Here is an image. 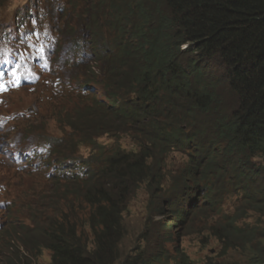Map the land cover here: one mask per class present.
Wrapping results in <instances>:
<instances>
[{
	"label": "trees",
	"instance_id": "16d2710c",
	"mask_svg": "<svg viewBox=\"0 0 264 264\" xmlns=\"http://www.w3.org/2000/svg\"><path fill=\"white\" fill-rule=\"evenodd\" d=\"M139 1L140 3L150 1L155 6V9L148 10L146 14L150 19L148 25L153 31L152 36L145 35L135 47L138 64L136 74L142 85L141 97L153 96L156 100L161 99L169 87L175 98H181L182 102L189 103V98L194 100L198 97L196 102L210 110L212 101L217 100L212 97L211 92L217 87L227 88L231 79L235 91L229 90V96L237 94L238 98L242 99V111L236 114L233 123L229 119L224 122L221 119L226 117L219 116L222 101H215L217 105L214 114L219 117L215 120L218 136L230 129L231 133L228 137L236 139V128L240 132L249 129L251 132L262 134L264 130V0ZM157 16L159 17L156 18ZM186 42L194 44L200 53L199 59H205L208 55L224 65L223 74L212 66H206L201 70L210 81V86L209 83H205L200 91L194 89L188 78L180 75L182 71L179 72V77L174 74L177 64L176 55L181 51L182 44ZM152 65L164 72L171 68L170 74L165 75V78L155 75L150 72ZM261 140H264V136ZM263 146L264 143L257 147L259 152H264ZM109 220H111L110 230L106 234H99L94 241L93 257L87 259L84 255L86 252L84 246L76 247L71 243L69 247L63 245L59 248L61 251L59 264H115L117 246L114 235L119 231V220L118 217L115 219L110 217ZM106 225H108L107 219ZM251 236L253 235H244L242 241ZM262 244L264 242L261 241L246 246L251 259V263L248 264H264ZM181 264L191 263L184 261Z\"/></svg>",
	"mask_w": 264,
	"mask_h": 264
},
{
	"label": "bare ground",
	"instance_id": "6f19581e",
	"mask_svg": "<svg viewBox=\"0 0 264 264\" xmlns=\"http://www.w3.org/2000/svg\"><path fill=\"white\" fill-rule=\"evenodd\" d=\"M123 1H125V0H123ZM159 3V2H158ZM80 4V3H79ZM84 7H86V6H84ZM11 8H13V6L11 7ZM10 8V9H11ZM63 11H66L65 9H63ZM82 11H84L83 13L85 14V13H87V10L86 9H83L82 8ZM89 12V11H88ZM117 13H118V11H116V15H117ZM159 16H157L156 18H158ZM85 20V19H84ZM77 27H79V26H77ZM117 27V26H116ZM123 32H125V33H127L126 31H123ZM113 35H111V37H112ZM111 42H116V43H118V44H122L123 42H120L119 40H118V38H114ZM105 49H107V48H105ZM129 50H131L130 48H129ZM123 51H124V49H123ZM100 53H102V51H100ZM198 85H199V79L197 80V82H196ZM196 90H198L197 88H196ZM211 94H212V97L213 98H216L217 100H213L212 102H213V104H212V106H211V108H210V110H209V113L211 114V115H214V109H215V106L217 105V103L215 102V101H222V108H221V114L219 115L220 117H226V118H223V119H221L222 121H226L227 119H229L230 121H231V123H233V120L235 119V117H236V114L237 113H239V112H241L242 111V99L240 100V98H238V95L236 94V95H233V94H231V96H227V95H225V93L223 92V90H222V88H220V87H217L216 89H214L212 92H211ZM240 96H242V95H240ZM14 99V98H13ZM133 120H134V116H133ZM233 129H235L234 127H233ZM236 131H237V138L236 139H231L230 137H228V135H230V133H231V131H230V129H228L227 131H225V132H223V133H221L220 134V137H218V138H221L220 139V141H219V146L220 147H222V146H224V145H227V146H229V147H233V150H237L238 152H243V151H245V150H247V149H250L249 151H247V152H245V153H243V154H248V156L247 157H245L244 158V160H242L241 161V163H242V165L243 166H246L248 169H251V173L249 172V170L247 171V172H245L247 175H252V176H254V177H256V178H258V176H257V173H259V170H260V168H261V166H260V163L262 162V161H259L258 160V158L257 157H254L252 154L253 153H256V154H258L259 155V150L257 149V147L259 148L263 143H264V140H261L262 139V137L264 136V130H263V133L262 134H257V133H254V132H251L249 129L247 130V131H238V129L236 128ZM149 138V137H148ZM154 141V137L153 138H149V142L147 143V144H144V146H147V145H150V143H152ZM264 147V146H263ZM256 148V149H255ZM225 151H227V150H225ZM196 152H199V150H195L194 151V153L197 155V154H201V153H203V150H201V153H196ZM227 152H229V151H227ZM231 152V155L232 156H235V157H241L242 158V156H244L243 154L242 155H237V154H234V153H232V151H230ZM204 159V158H203ZM208 160V159H207ZM207 160H205V162L204 163H206L207 162ZM212 160H214V157H213V159ZM152 165H154L155 166V164H152ZM194 173L196 174L197 173V175H198V178L196 177L195 179L196 180H194V181H196L197 182V184H199V186L201 185V184H203V182L201 181V180H199V168L198 169H196L195 171H194ZM193 173V174H194ZM192 174V175H193ZM155 178H158L157 176L156 177H154L153 179H155ZM233 178L234 179H239V178H235L234 176H233ZM160 179V178H159ZM260 179H262V178H260ZM222 182V181H221ZM237 182V181H236ZM237 185H238V183H237ZM196 186H198V185H196ZM237 187H239L241 190H242V192H244L243 191V189L241 188V186H237ZM101 188H103V187H101ZM227 188H228V186L227 185H222L221 186V189L220 190H222V189H224L225 191H227ZM200 189H201V187H200ZM202 190V189H201ZM241 190H237L236 192H237V194L239 195V194H242L241 193ZM225 191H222V193L223 194H227ZM227 192H229V191H227ZM204 193H206V192H204ZM228 195H230V197H235L236 195H234V194H228ZM188 196V195H187ZM196 196H199V193H198V191H196V193H195V197ZM263 196H264V194H263ZM208 197V196H207ZM159 197H157V196H153L152 195V198H151V201H153V202H156V199H158ZM184 198H187V197H184ZM235 198H237V197H235ZM190 200H192V199H190ZM247 200H249L250 202H253L254 203V205L257 207V203H255L254 202V199L253 198H247ZM247 200H245V204H247ZM199 201V200H198ZM111 202L112 203H114V206L117 208V207H120L121 205L120 204H118L114 199H112L111 200ZM143 204L144 203V201L143 202H138V204ZM220 205H224V204H220ZM186 206H189V207H192V206H190V205H186ZM255 206H253V205H251V204H249L248 206H245L247 209L249 208H251V209H254V210H257L256 209V207ZM141 209H142V214H143V208H145V209H147V210H152L153 209V206L151 205V204H149L148 205V207H146L144 204L143 205H141V207H140ZM158 208V206H157V204H155L154 205V209H157ZM160 209L161 210H163V207H160ZM175 210H177L176 208H175ZM260 210V209H259ZM164 211V210H163ZM187 213L190 215V216H194L195 218H198L196 215H198L199 214V210L198 211H192V210H190L189 208H187ZM193 213V214H192ZM261 216H262V218H263V220H264V210H261ZM146 219H152V220H154V219H159V218H156V216H155V214L154 215H152V212L150 213V214H147L146 215V217H145ZM239 219V216L238 217H236V218H234V219H232L231 221H237ZM143 224H144V222H142ZM146 229V228H145ZM172 229H173V226H172ZM262 232H264V222L262 223ZM120 230V234H121V231H122V235H127V233H126V231H129L130 230V228H127V227H125V228H120L119 229ZM81 231H83V229L81 230ZM113 235V234H112ZM119 235V234H118ZM121 235V236H122ZM178 235H179V233H178ZM115 236V238H116V235H114ZM114 236H112V237H114ZM253 236H254V238L256 239V240H258L259 238H260V235H259V233H255V232H253ZM43 239H44V237H43ZM4 240H6V237H5V235L4 234H2V235H0V247H2L3 246V244H4V242H2V241H4ZM263 242H264V239L262 240ZM169 243H170V238H169ZM8 244H10V246L12 247V248H14V246L11 244V243H8ZM263 245V248H264V244H262ZM48 248V247H47ZM94 248H95V246H94V243L91 245V246H89V247H87L86 249H85V251H86V257H87V259L88 258H90V257H93V250H94ZM163 249H167V248H169V244L168 245H163V247H162ZM48 252H49V262H48V264H56V260H55V256H54V249L53 248H48ZM83 251H80V253H82ZM78 253V252H77ZM12 254V253H11ZM9 256H12V255H9ZM21 256L23 257V258H27L28 256H29V253H23V254H21ZM19 254H17L16 256H15V258L13 259V261H15L16 259H19ZM245 257V256H244ZM245 259H247V262L248 263H251V259H250V256L249 255H247L246 257H245ZM3 260H8V257L7 258H3ZM12 261V260H11ZM13 262H8V263H5V262H0V264H12ZM195 263V261H193V263L192 264H194ZM25 264H28V261H26L25 262ZM35 264H37V263H35ZM42 264H44V261L42 260Z\"/></svg>",
	"mask_w": 264,
	"mask_h": 264
},
{
	"label": "rangeland",
	"instance_id": "374dc122",
	"mask_svg": "<svg viewBox=\"0 0 264 264\" xmlns=\"http://www.w3.org/2000/svg\"><path fill=\"white\" fill-rule=\"evenodd\" d=\"M23 3L22 0H13L12 6L14 7L18 3ZM74 21H77V18H74ZM179 154L177 161H181L183 157H187L186 153L177 152ZM142 198H138L132 201L131 203V210L134 212L132 216L128 217V221H130V226L132 230H138L141 228L143 222V214L142 209L140 208L142 204H138V202H142ZM222 205V212L221 213H211V222L213 223H221L226 225L229 220L234 219L240 213L237 211V208L240 206V203L236 201L235 198H228L224 201ZM129 204L126 206L125 214L129 213ZM78 210H76L77 212ZM144 213V210H143ZM84 214V210L81 211V216ZM244 215V214H242ZM200 218V217H199ZM87 221V220H86ZM81 230V228H80ZM85 232L88 233L89 229L86 227ZM203 230H199V233H195V236L192 239H185L184 241H177L173 244H169V249L172 250L175 246L182 247L190 256L191 258L197 263L202 264L203 262V255L202 252L199 250L198 240ZM89 234V233H88ZM125 243H128L126 240ZM201 248V247H200ZM202 250V248H201ZM42 260L44 264H48L49 262V252L45 251L44 254L38 259V262L42 264Z\"/></svg>",
	"mask_w": 264,
	"mask_h": 264
},
{
	"label": "clouds",
	"instance_id": "9594fccd",
	"mask_svg": "<svg viewBox=\"0 0 264 264\" xmlns=\"http://www.w3.org/2000/svg\"><path fill=\"white\" fill-rule=\"evenodd\" d=\"M132 165H133V168L137 166L134 163ZM124 167H125V163L121 164L120 162L119 163L114 162V168H113L114 169V173H118L120 170H123ZM100 168H102V165H96L95 164L93 166H90V169H93L94 171L98 170V172L96 173V177L99 178V180H103L104 181L108 176ZM105 186H109V185H105ZM53 188L54 189L52 190V193L55 191L54 194L57 193V196H59L62 193V191L64 190V189L63 190L62 189H57V190H59V193H58L56 188L55 187H53ZM108 188L113 189V193H109V194H107L105 196L106 201H104V203H103L105 205V206H103L104 207L103 210H104V212H108L109 210L111 211V210L114 209V211L111 212V217L113 218V216H119L120 215L117 211L119 210V208L122 209L123 202L121 200L123 199V197H126L127 194L122 193L121 189H118V188H114V187H108ZM112 199H114L121 206L116 208L114 206V203L111 202ZM106 209H109V210H106ZM103 210L102 209H97L96 211L94 210L92 217L97 215L99 212H103ZM263 210H264V207H263ZM119 212H121V211H119ZM238 216H240V215H237L236 217H238ZM239 221H240V219H238L237 221H232V224L230 225L229 230H228V234H230V236H234L235 234H237L239 232L240 228L242 227L241 225H239ZM263 222H264V220L262 218V223ZM252 228L253 229H250L247 234L253 235V232L259 233L260 238L258 240H256L254 238V236H251L249 239L243 240L241 242V244L245 246V250L243 251L244 253L243 252H239L236 255H234L230 259V263L229 264H248L247 259H245V257L247 255H249V252L246 249V246H249V244H252V243H255V242L260 243L264 239V232H262V229H261L262 225L261 226H256V227H252ZM57 243L59 244L60 241H57ZM84 248L86 249L85 245H84ZM55 254H57L56 250H55Z\"/></svg>",
	"mask_w": 264,
	"mask_h": 264
},
{
	"label": "snow or ice",
	"instance_id": "6c2138e0",
	"mask_svg": "<svg viewBox=\"0 0 264 264\" xmlns=\"http://www.w3.org/2000/svg\"><path fill=\"white\" fill-rule=\"evenodd\" d=\"M0 75H2V74H0ZM0 90H6V86L0 85Z\"/></svg>",
	"mask_w": 264,
	"mask_h": 264
}]
</instances>
